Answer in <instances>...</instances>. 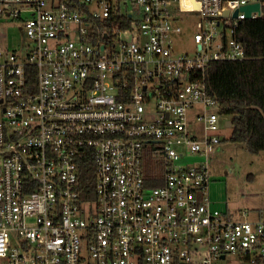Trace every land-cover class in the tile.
<instances>
[{"label": "built area", "instance_id": "obj_1", "mask_svg": "<svg viewBox=\"0 0 264 264\" xmlns=\"http://www.w3.org/2000/svg\"><path fill=\"white\" fill-rule=\"evenodd\" d=\"M195 12V52L176 54ZM3 16L29 43L0 45V264H264V219L210 196L230 117L208 79L248 58L238 27L264 0H0Z\"/></svg>", "mask_w": 264, "mask_h": 264}, {"label": "rangeland", "instance_id": "obj_2", "mask_svg": "<svg viewBox=\"0 0 264 264\" xmlns=\"http://www.w3.org/2000/svg\"><path fill=\"white\" fill-rule=\"evenodd\" d=\"M191 16L189 24H182L183 30L175 38L176 54L195 52L193 33L201 19L198 12ZM229 33V31H228ZM29 37L20 20L0 17V45L9 50L25 51ZM2 59L0 58V61ZM194 110L190 111L193 117ZM226 118L219 120L222 141L215 146L210 159V196L216 207L227 211L233 218L264 219V152H251L243 143L230 140L232 127ZM196 126V125H195ZM202 136V128L196 129ZM249 212L244 215L243 211Z\"/></svg>", "mask_w": 264, "mask_h": 264}, {"label": "trees", "instance_id": "obj_3", "mask_svg": "<svg viewBox=\"0 0 264 264\" xmlns=\"http://www.w3.org/2000/svg\"><path fill=\"white\" fill-rule=\"evenodd\" d=\"M238 33L248 58L212 61L210 91L219 100L223 115L232 117L230 140L259 153L264 152V17L243 20Z\"/></svg>", "mask_w": 264, "mask_h": 264}, {"label": "water", "instance_id": "obj_4", "mask_svg": "<svg viewBox=\"0 0 264 264\" xmlns=\"http://www.w3.org/2000/svg\"><path fill=\"white\" fill-rule=\"evenodd\" d=\"M197 6H199V4L197 3ZM258 4H253V5H246V6H243L242 9L246 10L247 12V15L250 16V11L253 9V8H258ZM225 15H228V10L225 11ZM234 15L236 16L237 15V11L234 13ZM232 119L229 120V123L228 125H232Z\"/></svg>", "mask_w": 264, "mask_h": 264}, {"label": "crops", "instance_id": "obj_5", "mask_svg": "<svg viewBox=\"0 0 264 264\" xmlns=\"http://www.w3.org/2000/svg\"><path fill=\"white\" fill-rule=\"evenodd\" d=\"M230 119H232V117L228 118V120L226 121V124L228 127H232V125H228ZM211 157H212V155H211ZM225 212H227V211H225Z\"/></svg>", "mask_w": 264, "mask_h": 264}]
</instances>
